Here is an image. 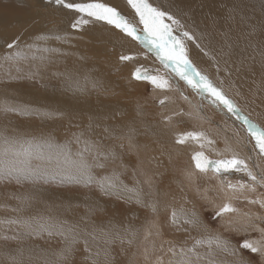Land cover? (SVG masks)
Returning <instances> with one entry per match:
<instances>
[{
	"label": "bare ground",
	"instance_id": "1",
	"mask_svg": "<svg viewBox=\"0 0 264 264\" xmlns=\"http://www.w3.org/2000/svg\"><path fill=\"white\" fill-rule=\"evenodd\" d=\"M68 2L104 3L143 33V24L127 0ZM147 2L157 8L167 7L168 14L180 21L182 30L195 37L200 47L192 41H184L187 58L193 66L198 70L203 67L209 70L210 63L215 71L219 67L220 79L229 89L225 94L237 103L241 114L264 128V90H261L264 81L261 56L264 52V0ZM0 3V106L7 104L18 109L7 113L0 111V151L4 138L14 142L17 149L31 144L30 156L22 154L13 159L19 166L30 167L42 174L39 182L33 183L36 179L20 180L17 185L13 183L14 178L0 176V221H4L0 223V264H15V261L46 264V261L56 260L57 254L66 248L64 237L58 234L49 236L45 232L26 236L20 224L7 223L15 218L37 222L66 221L68 226H78L81 239L65 253L66 259L61 264H105V250L108 264H169L171 245L190 247L195 239L205 234L225 239L222 233L213 231L206 223L197 206L202 200L213 210L219 209H214L217 204L221 207L229 203L233 207L234 194L222 187L212 172L207 175L196 172L192 156L197 152H203L205 156L208 152L215 160L230 159L233 155L243 160L241 148L251 163L250 170L262 168L264 171V156L254 150V141L242 122L225 109L214 107L223 117L222 122L217 114L214 116L222 128L214 123L209 130L205 126L209 120L200 117L198 110L190 106L198 101L190 92L191 87L186 85L187 90L183 92L177 89V84L183 80L169 73L160 60L151 55L156 56L149 50L150 46L133 40L104 21L84 16L88 23L74 29L72 24L80 14L54 3L48 5L46 0H0ZM234 14L237 18L232 17ZM173 35L179 36L180 30L174 27ZM14 42L19 48L9 49L7 44ZM102 42L104 49L99 46ZM29 46H32L31 51ZM37 48L48 51H36ZM17 51L29 59H6ZM204 51L209 55L206 56ZM33 54L43 56L44 60H32ZM122 56L129 59L122 60ZM15 66H18L17 70L13 69ZM137 70H147L165 78L171 75L170 82H174V86L161 90L148 81H133L131 75ZM203 99L211 103L210 99ZM186 112L191 115L178 117ZM160 118L166 122H160ZM190 120L195 127L187 122ZM227 125L231 131L225 133ZM201 129H207L210 134ZM215 129L226 134L222 146L213 139ZM189 132L203 133L206 140L198 143L181 134ZM77 137L81 143L76 142ZM180 139L188 143H177ZM85 140L95 144L101 153L98 157L85 154L94 182L90 185L68 181H63V186L59 183L57 186L56 182L49 184L55 179L61 180L59 177L53 179L52 174L68 165L62 160L58 164L55 158L48 159V144L54 146L53 151L59 148L70 151V159L78 160L77 153L84 147ZM207 140L213 143L208 144ZM200 143L204 145L200 146L202 151L196 146ZM186 150L190 151L186 153ZM108 153H114V158L104 159V154ZM228 176L230 182L249 181L243 172H232ZM201 177L202 180H198ZM205 178L220 182V187L225 190L221 201L219 198L223 195L213 196L215 188L213 193L211 189L208 192ZM110 181L116 188L105 194L100 184L107 186ZM258 187L252 188L253 192ZM260 194L253 199L249 197V201L264 202V195ZM259 196L261 200L257 199ZM196 199L200 201L196 202ZM249 204L263 212V220H260L263 223L252 228L260 232L264 226V207L260 203ZM181 208L195 210L207 233L196 228L177 231L169 217L172 210ZM248 210L238 209L237 214L233 213L238 218V228L244 226L241 223L243 217H247L245 222L250 217H257L256 210ZM227 216L223 221L231 222L233 228L235 223ZM230 228L227 230L231 231ZM94 230L98 236L100 230L111 233V243L105 244L103 238L93 240L91 235H84ZM5 236L9 239H4ZM84 240L88 241V251H85ZM229 245L237 250L231 257H239V262L247 264L248 258L244 260L245 257L240 256L243 252L238 244ZM197 251L204 253L207 248L201 247ZM225 257L218 253L216 258L226 261Z\"/></svg>",
	"mask_w": 264,
	"mask_h": 264
},
{
	"label": "snow or ice",
	"instance_id": "2",
	"mask_svg": "<svg viewBox=\"0 0 264 264\" xmlns=\"http://www.w3.org/2000/svg\"><path fill=\"white\" fill-rule=\"evenodd\" d=\"M48 5L55 4L57 7H63L65 9L71 10L75 13L80 14V18L72 24L74 29H77L80 25L88 23L83 17L87 16L96 21H104L108 25H111L124 33L125 35L131 37L133 40H137L144 43L146 46H150L149 50L155 52L157 59L163 64V66L169 70V73L174 74L180 80H183L189 87L195 90L198 94H205V98H210V102L216 107H223L227 112L233 116L238 121H242L245 126L249 137L254 141V150H258L260 156H264V128H260L255 123L242 116L241 109L238 107L237 103L229 98L222 87H217L208 78V76L202 74L198 71L190 60L187 58L185 40L192 41L197 47H200L199 43L196 41L195 37L186 30H182L183 26L180 21L174 16L168 14L165 11L160 10L157 7H153L147 0H127V3L135 10L136 16L139 17V22L143 24V33H139L136 27L127 20L123 15H121L113 7L107 6L104 3L99 2H77L72 3L68 0H46ZM165 21H170L171 23H165ZM180 30V35H173V28ZM9 49L19 48V45L14 43L7 44ZM32 46H29L31 51ZM36 51H48V49L37 48ZM207 56L209 53L204 51ZM262 64H264V52L261 53ZM6 59H29L27 55H23L21 52L17 51L13 53L12 56L6 57ZM32 60L40 59L44 60V57H37L35 54L31 56ZM122 60H127L129 57L122 56ZM219 71V67H217ZM135 79H143L151 83L155 88L166 90L174 86L171 75L168 78L160 77L159 75H152L149 71L137 70L134 74ZM223 85V81H221ZM178 89V86H176ZM261 90H264V81L261 82ZM237 95H240L238 92ZM163 103V101H161ZM0 111L5 113L9 111H18V109L13 108L7 104L0 106ZM185 138H191L198 143L202 140H206L203 133L200 132H189L185 134ZM77 143H81L80 137L76 138ZM184 140L180 139L177 143H183ZM208 144H212L211 140H207ZM84 147L77 153L78 160H71V152L65 151L63 148H59L53 151L54 146L49 143L48 147L50 149L49 160L55 158L59 164L62 160L68 167L60 168L52 174V178L55 179L59 177L62 181L68 182H83L86 185H90L94 182L91 175V165H89L85 159V154H95V156L101 155L99 153L97 146L90 141H83ZM2 151H0V176L6 178H14L18 182L20 180H30L39 179L42 175L40 172L31 169L30 167L19 166L17 161L13 158H18L22 154L25 156H30L32 153V146L29 144L28 147L21 146L17 149L14 146V142L10 141L8 138L2 140ZM201 143V147H203ZM229 149H226V151ZM219 155V153H217ZM109 156L114 158V153L104 154V159H108ZM192 160L195 165L196 172L207 175L208 172H212L217 179L220 180L221 186L226 187L232 191H239L245 187L254 188L256 185L264 187V174L260 177L253 174L248 168V164L239 159L237 156L233 155L229 158H222L211 160L204 156L203 152H197L192 156ZM246 173L247 178L251 181V184H246L244 181H237V184H232L228 176L229 173ZM47 178V174H43ZM225 181H229L225 183ZM101 189L105 194H110L111 189L116 188V184L109 182L107 186L105 184H100ZM131 191V190H129ZM250 203H260L261 207H264V202L260 201H249ZM19 211L20 209H14ZM237 210L232 207L229 203L223 204L215 212L213 219L217 217L223 218L226 213H235ZM170 222L173 226L177 228V231H189L192 228L203 229L207 233V228L204 226L195 212V210L187 211L181 208L179 211L172 210L170 214ZM182 220V224L180 221ZM4 223V221H0ZM7 223L10 224H20L24 229V234L26 236H36L43 233H47L49 236L58 234L64 237L66 242V248L64 252L57 254V258L54 261H46V264H61V261L66 259L65 253L72 250V245L78 243L81 239L78 226L72 225L68 226L66 221H54V222H37L34 220H24L22 218H15L8 220ZM186 225L187 227H184ZM231 222H229L228 227H231ZM246 227V226H245ZM101 234L98 236L94 230L92 233L85 232L84 235H91L93 240H99L103 238L105 244L111 243V233L104 232L100 230ZM261 232L260 239L257 240H245L240 244V247L251 251L253 254H259L261 256V264H264V229L259 230ZM4 239H9L5 236ZM13 239L18 237H12ZM87 248L88 241L84 240ZM131 243V241H129ZM206 247L207 251L201 253L197 251L198 248ZM169 251L172 254V258L169 260V264H201V262L206 261V264H230L228 261L217 259L218 253H223L225 255H235L236 249L230 247L229 241L221 238L219 235H208L195 239L192 246H180L171 245ZM99 251L97 256H99ZM105 264H108V253L107 250L104 251ZM15 264H22L20 261H15ZM95 264V262H94ZM237 264H242V262H237Z\"/></svg>",
	"mask_w": 264,
	"mask_h": 264
},
{
	"label": "rangeland",
	"instance_id": "3",
	"mask_svg": "<svg viewBox=\"0 0 264 264\" xmlns=\"http://www.w3.org/2000/svg\"><path fill=\"white\" fill-rule=\"evenodd\" d=\"M2 8V5H1V3H0V9ZM159 9L160 10H162V11H165V12H167V13H169V10H168V8L167 7H163V6H159ZM237 14H234L232 17L233 18H237V17H235ZM99 46L100 47H102L103 49H104V43L102 42V43H99ZM149 54H151V53H149ZM155 59L157 58L155 55H153V54H151ZM141 58H146V57H141ZM202 66H203V64H202ZM17 68H18V66H15V67H13V69L14 70H17ZM196 69H197V67H195ZM204 69L203 70H198V71H200L202 74H204V75H206V76H208V78L213 82V84H215L217 87H222V88H224L223 89V91L225 92V93H228L226 90L228 89V87L223 83V85H221V79H220V73L219 72H217V71H215L216 70V68L214 67V66H211V64L209 63V70H207V68H205V67H203ZM131 79L133 80V81H144V82H147L146 80H143V79H135L134 78V75H131ZM186 83L185 82H180L179 84H177V86H178V89L179 90H181L182 92L183 91H186L187 90V88H186ZM188 86V85H187ZM192 91V95H193V97L196 99H198V101L197 102H195V104L194 103H191L190 104V106L193 108V109H197L198 110V114H200L201 116L200 117H202V118H204V119H207V120H209V122L210 123H206V127L209 129V130H211L210 129V127H212V124L214 125V123H216L218 126H220L221 128H222V124L220 123V122H217L216 121V119L214 118V116L217 114V116L216 117H218V119L220 120V121H222L223 122V117H222V115H221V112L220 111H218V110H215L214 109V107H216L215 105H213L212 103H209L208 101H206L205 99H203V97H205V94H198L195 90H193L192 88H191V90H190V92ZM228 91H229V89H228ZM147 92H150L149 90L147 91ZM148 94L149 93H147L146 94V98H147V96H148ZM208 99H210V98H208ZM220 109H224L222 106L221 107H219ZM226 110V109H225ZM159 111V110H158ZM158 111H157V113H156V116H157V114H158ZM227 111V110H226ZM187 112H193V110H188ZM185 113V114H180V115H178V117L180 116V117H183V116H187V115H191V114H188V113ZM195 112H197V111H195ZM165 113H167V112H165ZM228 113V112H227ZM243 113H244V111H243ZM161 115H162V112L160 113ZM229 114V113H228ZM241 114V113H240ZM160 115V116H161ZM211 115V116H210ZM242 116H245L246 118H247V116L244 114H241ZM178 117H175V118H178ZM247 119H249V118H247ZM162 120H164L165 122H166V120L164 119V118H160V122L162 121ZM200 120V119H199ZM250 120V119H249ZM170 121V120H169ZM251 121V120H250ZM164 122V123H165ZM170 122H172V121H170ZM175 123H177V121H174ZM191 126H196L195 124H193V120H190V121H187ZM242 122V121H241ZM243 124V123H242ZM261 128V127H260ZM201 131L203 132V133H205V134H207V135H209L207 132V129H201ZM224 131H225V133L226 132H230L231 131V128H230V126L229 125H227L226 127H225V129H224ZM181 134H183V135H185L186 133H181ZM213 135H214V140H215V142H216V144H218V145H220V146H222L223 145V140H224V136H226V134H223V133H221L218 129H215L214 130V132L212 133ZM212 141V140H211ZM185 143V142H184ZM188 143V142H187ZM187 143H185V144H187ZM192 144V143H191ZM193 145V144H192ZM194 145H195V143H194ZM197 146V148H198V151H202L201 150V148H200V146H201V143L200 144H198V145H196ZM205 151H207L208 149H204ZM210 150V149H209ZM190 150H186V153H188ZM239 152H240V155H241V157L243 158V160L248 164V168H249V170L250 169H252V166H251V163L249 162V161H247V157L245 156V152L240 148L239 149ZM205 156H207V158H211V155L208 153V152H206L205 153ZM212 159V158H211ZM212 160H215V159H212ZM94 170V169H93ZM95 171V170H94ZM252 172H254L258 177H260L262 174H264V171L262 170V168H259V169H257V168H255V171H252ZM119 178L122 180V176L121 175H119ZM202 178L203 177H201V179H199L198 178V180H202ZM206 182H207V186H206V188H209L208 190V192H210V189H211V193H213L214 192V188H215V192H217V193H215L214 192V195L213 196H215V195H217V196H221V195H223V196H221L219 199H220V201L224 198V189L222 188V187H220V182L218 183L216 180H215V178L214 179H207V178H205L204 179ZM36 182H39V180L38 179H36V181H34L33 183H36ZM41 182H45V181H43L42 179H41ZM54 182H56L57 183V186H58V183L59 184H62V186L64 185L63 184V181L62 180H59V179H55L52 183H49V184H54ZM62 182V183H61ZM232 182V184H237V181H231ZM13 183H14V185H17V184H20L16 179H13ZM245 183L246 184H251L252 182H249V181H245ZM218 184V185H217ZM55 185V184H54ZM216 185V186H215ZM256 186H259V185H256ZM219 187V188H218ZM218 188V189H217ZM222 190H221V189ZM228 191H232V190H229L228 189ZM248 193H247V192ZM262 191V192H261ZM242 192H243V194H242ZM262 193V194H260V193ZM211 193H210V195H211ZM264 193V187H262V186H259L258 187V190L255 192H253V190H252V188L250 189V188H248V187H245L244 188V191H243V189L242 190H239V191H232V193H231V195H233V199L234 200H232V203H233V207L237 210L235 213L237 214L238 213V209H246V210H248V208L251 210H253L254 212H255V210H256V215H257V217H261V219H258L257 217H255V216H253V217H250V218H248V221L247 222H245V218H247V217H243L241 220H242V224H244V226L243 227H240V228H238V223L236 222L237 221V219L238 218H236V217H234V215H233V213H227L226 215H224V216H227V215H231V217H229V218H231L230 220L231 221H233V223H235V224H233V228L231 227H228L227 225H228V223L227 222H225V221H223V218H224V216H223V218H220V217H217L216 219H213V216H214V214H215V212L217 211V210H213V208H211V207H209L208 205H204L202 202H204V201H200V200H195L196 202H199L200 201V204H198V206H197V208H198V210L200 211V213L202 214V216H203V218H204V220L206 221V223L210 226V227H212V229H213V231H217V232H220V233H222L223 234V237L225 238V240H227V241H229V244L231 243L233 246H235V244H238V247H239V249L240 250H242V252H243V255H240V256H242L243 258L245 257V259L244 260H247V258H248V261H247V264H248V262H249V264H261V256L259 255V254H253L251 251H249V250H247V249H243V248H241L240 247V244L241 243H243L245 240H249V241H251V240H257V239H260V237H261V232H255V231H253L252 230V228L256 225V226H260L259 225V223H263L262 221H260V220H263L262 218H263V212L262 211H260V209H259V207H257L256 205H250L249 204V197L250 198H252L253 199V197L255 198L256 197V195H258V194H260V195H264L263 194ZM221 194V195H220ZM219 199H217V200H219ZM257 199H262V197L260 198V196L259 197H257ZM207 201V200H206ZM220 201H219V203H220ZM258 206H259V204H257ZM232 206V205H231ZM219 208L220 207V205L219 204H217V206L216 207H214V209H216V208ZM248 207V208H247ZM250 210H248V211H250ZM233 216V217H232ZM227 218H228V216H227ZM228 218V219H229ZM239 220H240V218H239ZM246 226V227H245ZM227 227L228 228H230L231 229V231H228L227 230ZM236 228H238V229H236ZM262 228L264 229V226H262ZM240 231H242V232H246V233H244V234H248V235H250V236H248V235H244L243 233L242 234H240L241 232ZM256 234V235H255ZM247 237V238H246ZM243 238H245V239H243ZM157 256H156V254H155V258H156ZM158 258V257H157ZM225 259H226V261H228V262H232V263H237L238 261H239V257H236V258H233V257H231V256H229V255H226V257H225ZM120 263H122V261L120 262Z\"/></svg>",
	"mask_w": 264,
	"mask_h": 264
}]
</instances>
